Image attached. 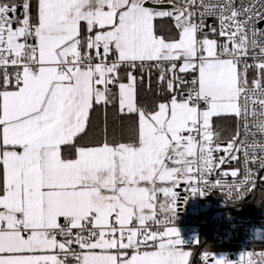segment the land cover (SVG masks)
Wrapping results in <instances>:
<instances>
[{"label": "snow or ice", "instance_id": "obj_1", "mask_svg": "<svg viewBox=\"0 0 264 264\" xmlns=\"http://www.w3.org/2000/svg\"><path fill=\"white\" fill-rule=\"evenodd\" d=\"M145 5L146 0H37L32 15L31 0L19 6L0 2V264H66L54 250L72 251L78 264H189L178 229L168 226L176 215V189L186 184L191 194H205L200 185L216 167L215 151L232 160L238 158L233 153L244 154L237 199L249 186L254 189L256 172L247 164L249 156L254 163L257 152L264 154V146L253 143L249 152L235 139L213 146L211 121L221 114L255 118L257 103L264 117V84L255 80L249 88L248 65L245 75L238 70L250 48L259 47L264 57L256 39L264 30L250 28L253 16L264 19V12L254 5L241 11L234 0H184L174 11ZM209 16L217 19L225 42L208 38ZM157 17L173 18L177 35L158 36ZM178 60L180 73L193 74L186 96L176 94L177 82L186 83L175 74ZM145 64L160 70V83L166 81L171 94L151 111L137 103L133 72L127 83L120 76L122 66L135 70ZM255 67L264 74V59ZM117 98L120 115L136 117L128 142L109 139L106 125L95 139L92 113L97 107L106 113ZM256 126L264 132V119ZM229 174L239 172L224 173ZM161 223L163 230L152 228ZM247 255V264H264V252ZM211 264L229 262L212 255Z\"/></svg>", "mask_w": 264, "mask_h": 264}, {"label": "built area", "instance_id": "obj_2", "mask_svg": "<svg viewBox=\"0 0 264 264\" xmlns=\"http://www.w3.org/2000/svg\"><path fill=\"white\" fill-rule=\"evenodd\" d=\"M33 1L35 0H31V3ZM0 2H3V0H0ZM9 2L19 6L23 4L24 0H9ZM210 2L215 3L216 0H210ZM220 2H223V0H220ZM159 3L172 4V11L184 6V0H160ZM262 4H264V0H234V7L241 11L247 9L249 5H254L261 12H264V7H261ZM20 12H22V9L18 10V16ZM205 24V32L208 38L216 39L218 43L225 42L218 34L219 25L214 16L207 17ZM213 26L217 28L216 33L211 32V27ZM250 28L264 30V19H258L257 16H253ZM256 39L261 42V46H264V35L258 33ZM259 53V47L250 48L247 57H243L238 65L242 76L245 75V65H248L246 76L249 88L253 87V83L248 80L249 75L254 76L253 81H261L264 78V74L255 67L256 64L264 59ZM175 63L177 65L175 74L179 78V75L183 74L179 72L181 61L178 60ZM169 66L168 64L164 65L165 69ZM167 74L171 77L173 75L172 72ZM192 79L185 81L186 83L183 84L188 85L187 90L183 94L185 96L190 90V81ZM261 83L264 84L262 81ZM199 108L203 110L206 105L201 103ZM255 111L257 113L256 117L252 118L249 116L247 121L234 115L236 130L228 138L222 137L220 128L212 127L214 134L213 146L219 144L222 147H226L233 139H235L237 147H240L243 142L242 146L247 148L249 152H251L250 145L253 143L257 144V148L264 146V132L260 131L256 126L261 119H264V117L260 116L261 108L258 103L255 105ZM245 123H247V127H245ZM197 139H200V137L197 136ZM233 154L237 155L238 158L232 160L229 158L228 153L222 151L213 153V157L217 162L216 167L205 175L204 179L208 183L200 185V187L205 189V194H191L190 190H186L188 188L186 184L176 190L178 194L176 215L174 221L168 226L185 229L187 239L183 241V246L195 252L196 264H211V257L214 254L212 247L216 245L220 248L218 249L219 253L230 264H247L249 259L247 253L258 254L264 252V218L255 216L236 217L227 211L230 204L242 200L252 190L249 186V190L243 193V198L237 199L236 185L245 174V157L243 152ZM262 155L264 154L257 152V158L254 163L251 162V156H249V163L247 164L249 170L256 172L255 186L258 182L263 181L264 177V169L259 167L261 163H264V160L260 158ZM221 158L225 160L223 164L219 163ZM232 170H238L239 174L237 177H232L230 174L224 175L225 172L230 173ZM217 181H219V185H217ZM158 217L161 221H165V215H158ZM61 223H63V219ZM163 227L164 223L152 225V228L156 230H163ZM193 230L198 231L196 236H193ZM203 236V244L198 243L197 239ZM57 239L63 240V237H57ZM72 249L75 252L80 251L78 245L75 244ZM205 253L210 254L207 259L204 256ZM56 255H58V258L66 260V264H78V261L72 255V251L67 254L58 252Z\"/></svg>", "mask_w": 264, "mask_h": 264}, {"label": "trees", "instance_id": "obj_3", "mask_svg": "<svg viewBox=\"0 0 264 264\" xmlns=\"http://www.w3.org/2000/svg\"><path fill=\"white\" fill-rule=\"evenodd\" d=\"M156 34L160 37L170 39L177 35L173 21L169 17L156 19L154 23ZM130 68L122 66L120 70V76L123 78L122 82L127 80V73ZM137 78V103L144 107L146 110L151 111L160 102L170 99L171 94L167 92V82L160 83V70L150 64H145L144 68H137L134 70ZM168 78H171L167 74ZM193 78L192 73H183L179 75V79L188 81ZM248 80L253 83L254 76L249 75ZM264 83V78L261 80ZM113 93L118 94V87L111 86ZM188 85H181L177 82L176 93L177 95H183L187 90ZM136 117L133 114L131 119L129 117H122L119 113L118 98L117 102L108 105L105 113V109L97 107L92 113V120L94 124V138L101 139L102 131L107 126L109 133V139H116L119 142H128L129 140V125L135 120ZM212 127H218L221 130L223 138H228L235 130V117L231 116H217L212 119ZM90 136H93L90 133ZM79 143H88L87 139L79 141ZM74 151V150H73ZM62 154L68 155L71 158V152L68 150V146H62ZM228 213L236 217H260L264 218V181L258 182V184L249 191V193L240 201L230 204L227 208ZM204 236L198 238V243L203 244ZM212 248L218 249L219 247L213 246ZM192 264H196L195 252H193Z\"/></svg>", "mask_w": 264, "mask_h": 264}, {"label": "crops", "instance_id": "obj_4", "mask_svg": "<svg viewBox=\"0 0 264 264\" xmlns=\"http://www.w3.org/2000/svg\"><path fill=\"white\" fill-rule=\"evenodd\" d=\"M152 1L155 2L156 0H152ZM36 3H37V0H35V1H33V2L31 3V13H32V15H35V13H36ZM157 10H158V9H157ZM19 17L22 18V12H20ZM159 18H164V17H157L156 19H159ZM169 18H171V17H169ZM156 19L154 20V23H155ZM171 19H172V21H173V23H174V25H175V21H174V19H173V18H171ZM81 35H82L83 37H85V38L89 35V33H88V31H87L86 22H82V25H81ZM181 64H182V61H181ZM181 64H180V65H181ZM238 70H239V69H238ZM129 71H132L133 74L135 75L134 70L130 69ZM125 83H127V80L125 81ZM231 115L234 116V114H221L220 116H231ZM216 117H217V116H216ZM213 118H215V117H213ZM213 118H212V119H213ZM211 123H212V121H211ZM263 181H264V177H263ZM176 190H177V189H176ZM164 201H165V198H164L163 194L160 193V194L158 195V203H163ZM157 215H161V216H163L164 213L158 211V212H157ZM62 219H63V218H61V220H62ZM177 229H178V231H179V238H180L181 241H182V244L180 245V247H181L183 250L188 251V252L190 253V256H189V264H192V261H193V252H192L190 249L185 248V247L183 246V241L187 239L186 231H185V229L180 228V227H178ZM193 232H194V233H193V236H196L198 231H197V230H193ZM197 241H198V239H197ZM218 249H220V248H218ZM218 249H214V248H212V250L214 251V253H219ZM142 250H154V247H153V248H149V249H142ZM58 252H60V251H59V250H54V252L51 253V254H56V253H58ZM131 254H132V250H129V251H128V255L130 256ZM219 254H220V253H219ZM213 255H214V254H213ZM220 256H222V255L220 254ZM222 257H223V256H222ZM223 258H224V257H223ZM229 264H230V262H229Z\"/></svg>", "mask_w": 264, "mask_h": 264}, {"label": "water", "instance_id": "obj_5", "mask_svg": "<svg viewBox=\"0 0 264 264\" xmlns=\"http://www.w3.org/2000/svg\"><path fill=\"white\" fill-rule=\"evenodd\" d=\"M148 7H153L156 8L158 10H172L173 9V5L172 4H163V3H153L149 0H146V5Z\"/></svg>", "mask_w": 264, "mask_h": 264}, {"label": "rangeland", "instance_id": "obj_6", "mask_svg": "<svg viewBox=\"0 0 264 264\" xmlns=\"http://www.w3.org/2000/svg\"><path fill=\"white\" fill-rule=\"evenodd\" d=\"M246 78H247V76H246ZM214 256H215L216 258H223L222 256H220L219 253H214Z\"/></svg>", "mask_w": 264, "mask_h": 264}]
</instances>
